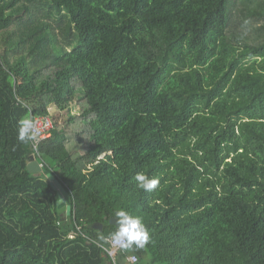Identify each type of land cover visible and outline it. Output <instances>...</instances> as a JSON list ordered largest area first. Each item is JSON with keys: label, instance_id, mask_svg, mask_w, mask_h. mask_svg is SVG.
<instances>
[{"label": "trees", "instance_id": "1", "mask_svg": "<svg viewBox=\"0 0 264 264\" xmlns=\"http://www.w3.org/2000/svg\"><path fill=\"white\" fill-rule=\"evenodd\" d=\"M118 209V264H264V0H0V264H113Z\"/></svg>", "mask_w": 264, "mask_h": 264}, {"label": "clouds", "instance_id": "2", "mask_svg": "<svg viewBox=\"0 0 264 264\" xmlns=\"http://www.w3.org/2000/svg\"><path fill=\"white\" fill-rule=\"evenodd\" d=\"M18 140L24 143L37 139V132L33 121L24 117L18 122ZM136 187L145 192H152L160 183V178L149 177L144 173H138L134 177ZM70 204V203H69ZM112 217L116 218L115 231L107 236L100 235L99 240L112 248L128 250L133 248L143 249L149 241V233L141 217L131 214L125 209L116 210ZM105 248V251H108Z\"/></svg>", "mask_w": 264, "mask_h": 264}, {"label": "built area", "instance_id": "3", "mask_svg": "<svg viewBox=\"0 0 264 264\" xmlns=\"http://www.w3.org/2000/svg\"><path fill=\"white\" fill-rule=\"evenodd\" d=\"M30 119L33 121L35 125V131L37 132V139L33 141V145L35 148V153L33 155L36 156L38 145L40 144V142L51 135L52 129L54 128V120L50 115H34L33 113H31ZM41 165H44L43 162H41ZM101 246L104 248V250L105 248L109 249L106 252L111 257L112 263L118 264L119 254L124 250L119 248H112L110 245L105 244H101ZM127 261L129 264H138L139 257L136 254H132L128 256Z\"/></svg>", "mask_w": 264, "mask_h": 264}, {"label": "water", "instance_id": "4", "mask_svg": "<svg viewBox=\"0 0 264 264\" xmlns=\"http://www.w3.org/2000/svg\"><path fill=\"white\" fill-rule=\"evenodd\" d=\"M27 167L30 172L36 173L37 175H41L43 173V166L41 165L40 160L35 155H32L30 157V159L27 162ZM49 180H50L52 187L58 193V197H59L58 206H59L60 212L65 213V211H67V214H70L71 205L68 202L69 191L63 185V183L58 178H56L53 174H49ZM110 222L116 225V218L111 217ZM94 226L97 228H103V225L101 223H96Z\"/></svg>", "mask_w": 264, "mask_h": 264}, {"label": "rangeland", "instance_id": "5", "mask_svg": "<svg viewBox=\"0 0 264 264\" xmlns=\"http://www.w3.org/2000/svg\"><path fill=\"white\" fill-rule=\"evenodd\" d=\"M51 111H52V113H53V114H52V118H53L54 116L57 117V116L59 115V110H58L56 107H52V108H51ZM61 119H62V118H61ZM127 264H129L128 261H127Z\"/></svg>", "mask_w": 264, "mask_h": 264}]
</instances>
